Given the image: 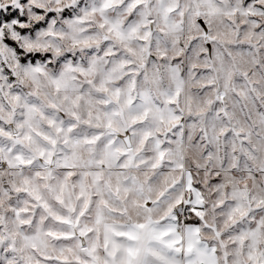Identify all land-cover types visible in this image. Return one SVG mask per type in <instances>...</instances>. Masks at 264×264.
Wrapping results in <instances>:
<instances>
[{
	"label": "clouds",
	"instance_id": "1",
	"mask_svg": "<svg viewBox=\"0 0 264 264\" xmlns=\"http://www.w3.org/2000/svg\"><path fill=\"white\" fill-rule=\"evenodd\" d=\"M0 264H264V0H0Z\"/></svg>",
	"mask_w": 264,
	"mask_h": 264
}]
</instances>
